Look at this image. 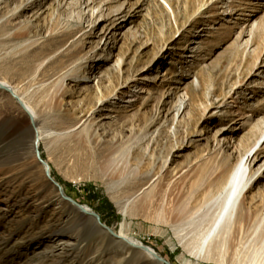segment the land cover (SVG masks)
<instances>
[{
    "label": "rangeland",
    "instance_id": "rangeland-1",
    "mask_svg": "<svg viewBox=\"0 0 264 264\" xmlns=\"http://www.w3.org/2000/svg\"><path fill=\"white\" fill-rule=\"evenodd\" d=\"M20 2L7 0L0 14ZM21 3L15 16L0 19V81L35 108L52 177L110 232L98 231L92 215L65 223L69 208L55 201L23 145L32 143L22 128L27 115L0 87V121L8 114L22 124L14 135L10 122L0 126V240L9 238L0 264H166L119 244L121 232L171 264H235L234 242L223 261L196 257L185 244L191 226L176 230L156 219L183 190L191 206L242 155L257 173L245 211L264 217V0ZM62 39L59 50L34 59ZM60 63L56 75L40 74ZM87 128L102 142L76 148ZM108 157L114 164L103 170ZM139 177L148 180L131 187ZM198 181L202 187L192 189ZM150 195L154 204L144 207Z\"/></svg>",
    "mask_w": 264,
    "mask_h": 264
},
{
    "label": "bare ground",
    "instance_id": "bare-ground-1",
    "mask_svg": "<svg viewBox=\"0 0 264 264\" xmlns=\"http://www.w3.org/2000/svg\"><path fill=\"white\" fill-rule=\"evenodd\" d=\"M20 1L22 2V0ZM21 2L15 8H12L11 10L7 9L6 15L15 16L17 11L16 9H20L21 5L23 4ZM2 4H6L8 6L7 0H0V12ZM24 8H29V6L26 5ZM6 15L4 13L0 14V19ZM4 28L5 25L4 23H2L0 25V30ZM22 35L24 36V34H19L17 36L18 38H22ZM64 44L65 40L62 39L53 46L54 49L52 48L47 50L46 52L48 53L43 52L37 55L34 54V59L39 60L40 57H48L51 55L50 53H53L55 50H59L60 47ZM53 66L51 67V69L49 68V66L43 68L40 74H44V76H50L52 74V77L53 75H56L57 72L62 71V69H64L65 67L63 63H60L55 67ZM36 69L37 66L34 64L31 65L28 63L26 66V71L30 72L31 74L35 73ZM47 70L50 73H48ZM10 72L11 70L9 69L7 73ZM0 87L7 90L17 98V95L15 94L17 90L10 86L8 82L0 81ZM19 101L22 111L21 113L28 116H26V118L23 120L25 122L24 125L18 124L19 118L14 119V116L11 117L8 114H4L2 120L0 121V126L5 124L6 122H10V125L12 127H15V131L12 132V135L20 132V130L24 126L29 129L32 143L29 144V141L27 140L23 143V145L35 159L36 165L42 168V170L44 171V175L47 180L46 183H48V186H52L55 190L54 192H56V200H54L58 203L66 205L69 208L68 210L70 211L65 216V223L72 222L74 216L86 217L92 215L91 217L94 218L99 225H97V230L103 232L104 234L106 233V235L109 236V228H105L101 224L99 218H97V214L92 211V209L88 205H82L74 199L70 198L69 196H67L65 189L59 182H53L49 164L44 160L49 167L48 174L45 163L40 160L38 155L39 152L40 157H42L39 150V139L43 134L42 132H40L42 134L36 132L38 114L35 108H33V106L28 101L22 99ZM46 105L47 107L52 108L49 101L46 102ZM20 125H22V128L20 127ZM88 128L86 129V134L77 141L78 144L76 145L75 143L76 148H78L79 146L82 149H85L87 141H96L98 143L102 142L101 137L96 135L97 133L95 134L92 131H89L90 129ZM256 153L257 152H255L253 156ZM114 161L115 159L113 157H108V159L104 161V164L100 166V168L103 170L108 169L110 168V166H112V164H114ZM248 161H250V156H248L247 158L246 155H242L241 157H239L236 162L230 166L227 174L222 177L216 185H214L207 191L203 190L195 195L194 203L191 206H189V204L184 201L185 197H188V194H186L185 190H183L182 194L184 196L180 197L177 201L175 199L173 200L171 210H163L162 213H159L160 218L155 219L160 223H167L172 225V227H174V229L176 230L184 225L191 226L192 228L189 230V233L194 232V238L192 242L190 241L191 243L189 242L185 244L189 245V251L196 257H202L203 259H215L216 257L222 258L223 261L225 253L229 248H233L234 242V245H236L234 246L235 264H264V217L258 213L250 216L248 213H246L244 208L245 193L257 174H251V172L248 171ZM145 178L146 177H139L133 183L134 186L131 187L136 188L138 184H143L144 182H146V180H148ZM201 184L203 183H201L200 181H198L197 183L192 182L190 187L194 189V187L196 186L200 187ZM188 190V193L194 195L195 192H192L190 188H188ZM153 194L156 196L157 192H154ZM153 199L154 196L150 195L149 199H147L148 202L146 201L142 203L143 206L145 207L151 205V203L154 204ZM119 206L124 212L125 206L123 207L120 204ZM56 226L57 224L55 225V227L52 225V229L54 228V231L58 227ZM101 226L104 229L101 228ZM105 229L107 231H105ZM115 237L120 238V240L118 241L119 244H123L129 249H144V252L146 253L148 259L154 261L160 260L166 263L165 259L160 257L153 248L143 245L138 239L126 235L123 232H121V235L116 234ZM8 241L9 238L4 237L2 240H0V246H6L8 244Z\"/></svg>",
    "mask_w": 264,
    "mask_h": 264
},
{
    "label": "water",
    "instance_id": "water-1",
    "mask_svg": "<svg viewBox=\"0 0 264 264\" xmlns=\"http://www.w3.org/2000/svg\"><path fill=\"white\" fill-rule=\"evenodd\" d=\"M38 155H39V158H40V160L42 161V162H44L45 163V166H46V168H47V172H48V174H49V167H48V165H47V163L44 161V159H42V157H40V154H39V152H38ZM52 178V180H53V182L54 183H58L53 177H51ZM97 214V213H96ZM97 218H99V221L101 222V224L106 228H109L108 226H106L104 223H102V221H101V219H100V216H99V214H97ZM163 258V257H162ZM165 259V258H164ZM166 261V263L167 264H171V263H169L167 260H165Z\"/></svg>",
    "mask_w": 264,
    "mask_h": 264
}]
</instances>
